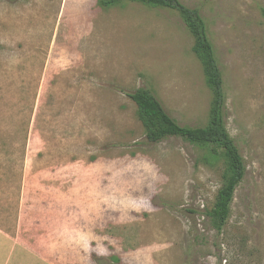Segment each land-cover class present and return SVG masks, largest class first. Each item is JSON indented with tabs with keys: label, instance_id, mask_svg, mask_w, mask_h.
<instances>
[{
	"label": "rangeland",
	"instance_id": "374dc122",
	"mask_svg": "<svg viewBox=\"0 0 264 264\" xmlns=\"http://www.w3.org/2000/svg\"><path fill=\"white\" fill-rule=\"evenodd\" d=\"M180 1L206 19L246 165L223 230L207 213L224 161L182 137L148 141L128 95L149 88L180 124L208 123L178 11L82 0L58 20L0 0V226L15 242L0 264H264V0ZM55 211L78 233H58Z\"/></svg>",
	"mask_w": 264,
	"mask_h": 264
},
{
	"label": "trees",
	"instance_id": "16d2710c",
	"mask_svg": "<svg viewBox=\"0 0 264 264\" xmlns=\"http://www.w3.org/2000/svg\"><path fill=\"white\" fill-rule=\"evenodd\" d=\"M121 1H135L149 6L174 9L194 36L192 49L201 62L206 84L213 94L209 120L205 126L180 124L149 88L141 87L128 95L137 104L138 117L145 127L148 141L160 142L171 136L182 137L190 143L209 147L216 160L224 161V182L213 208L207 213L212 224L221 232L230 218L234 194L244 179L246 165L235 139L226 127L224 80L208 34L206 19L200 9L189 7L180 0H98V4L101 8H107Z\"/></svg>",
	"mask_w": 264,
	"mask_h": 264
},
{
	"label": "crops",
	"instance_id": "0c3cea01",
	"mask_svg": "<svg viewBox=\"0 0 264 264\" xmlns=\"http://www.w3.org/2000/svg\"><path fill=\"white\" fill-rule=\"evenodd\" d=\"M79 1H82V0H74V1L73 0H66V1L65 0H37V2H38L37 5L33 6L32 9L33 10L36 9L37 11L42 10V9H50L54 12L57 11L58 12L57 19L59 20L60 19V13H61L64 5H65L64 10H66V9L69 11L75 10L78 7ZM83 1H85V0H83ZM71 2L73 3V5H68ZM97 2H98V0H97ZM63 217H66V216H63L61 212H58V211L54 212V220H55L54 222H55V227L57 228L56 231L58 233H61L62 229H63V230H65L63 232V234H67L68 228H71V230H73V232L77 234L78 230L76 228L75 223H73L74 229H72L73 226L71 225V227H68L67 223L65 222L66 220H62ZM62 223H63L64 227H62ZM13 231H14L13 225H11V224H9V225L7 224V226H5V227L0 226V249L2 250L3 259L5 257L8 260L9 257H13V251H14V245H15ZM69 233H72V232H69ZM16 243L22 244V245L24 244L27 247L31 246L28 242L27 243L16 242ZM3 249H5L4 250L5 253L3 252ZM38 249H43V247L39 245ZM65 258L67 259V257H65Z\"/></svg>",
	"mask_w": 264,
	"mask_h": 264
}]
</instances>
